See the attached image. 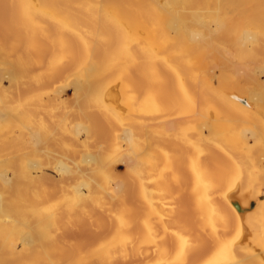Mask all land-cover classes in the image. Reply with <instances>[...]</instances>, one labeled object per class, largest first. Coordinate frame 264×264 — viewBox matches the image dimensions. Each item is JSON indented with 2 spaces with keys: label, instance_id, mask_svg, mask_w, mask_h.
Listing matches in <instances>:
<instances>
[{
  "label": "bare ground",
  "instance_id": "1",
  "mask_svg": "<svg viewBox=\"0 0 264 264\" xmlns=\"http://www.w3.org/2000/svg\"><path fill=\"white\" fill-rule=\"evenodd\" d=\"M49 54L52 61L38 73L42 56ZM98 58L107 62L105 86L110 89L101 87L94 95L87 69ZM161 67L167 75L159 74ZM144 72L153 76L151 82L140 80ZM44 73L48 77L40 81ZM234 74L239 79H230L233 84L213 87ZM261 77L264 0H0V264H59L64 261L56 254L79 248L106 252L107 239L93 251L88 240L113 211L102 213L103 219L77 221L78 214L91 215V177L117 165L135 177L145 157L131 156L130 148L144 142L154 156L152 141H166L164 136L173 140L156 146L171 164L159 168L161 163L149 155L153 164L148 166L159 162V167L152 166L145 177L138 174L134 188L142 189L145 220L177 224L163 226L157 237L141 244L159 250L176 240L180 264H264ZM121 85L128 88L117 93ZM38 90L40 98L27 97ZM68 91L74 98L67 103L62 96ZM189 97L198 109H188ZM95 99L106 108L93 110ZM29 110L36 116L41 111L61 116L35 117ZM222 113L230 118L222 121ZM182 130L190 137L183 147L178 141ZM107 140L120 145L122 155L104 152ZM176 151L186 159L175 157L176 163ZM13 159L16 173L7 163ZM148 184L157 190L149 198ZM180 208L193 212L177 219ZM50 227L59 232L49 235ZM105 231V226L98 228L100 235ZM69 235L81 241L68 240ZM62 240L66 243L60 245ZM197 240L205 244L193 247ZM161 252L157 264L179 263L176 254L167 261ZM106 258L102 264H108Z\"/></svg>",
  "mask_w": 264,
  "mask_h": 264
},
{
  "label": "rangeland",
  "instance_id": "2",
  "mask_svg": "<svg viewBox=\"0 0 264 264\" xmlns=\"http://www.w3.org/2000/svg\"><path fill=\"white\" fill-rule=\"evenodd\" d=\"M161 2L163 3L164 0H161ZM72 47L73 46L66 47L65 49L66 50H70ZM17 51H20V50H17ZM52 57H53V54H49V55H46V56H42V60H41L42 62L39 65V69L37 71L38 73H43L44 72L45 67L49 64V62L52 61ZM144 60H146V59H144ZM38 62H40V61H38ZM199 63H201L202 65L199 64ZM208 63L210 64V62H208ZM106 65H107V62L105 61V59L98 58L93 64H90V66L87 69V70H89V76H88V79L87 80L92 85V91H93V94L94 95L95 94L96 95H99V92H100L101 87L104 88V86H105V82L107 80L106 79V77H107V74H106ZM203 65H204V63H202V61H199L198 60V66L203 67ZM67 71L69 73L73 72V70H71V69H69ZM159 74L161 76H164L166 74V68L165 67H161L160 68V71H159ZM62 75H63V73L61 74L60 77H62ZM47 77H48L47 74H45V73L44 74H41L40 81L44 80ZM152 77L153 76L150 75V73L144 72V74L140 78V80H142L144 82H151L152 79H153ZM228 78L229 79L225 78V80H227V81H224V78H223L222 80L224 82L222 80L216 81L215 83L212 84L213 87H216L217 88L220 85L219 83H223V84H227V82L231 83L230 82V79H231V81L233 79V82H234V80H236L237 78L239 79V75H237V74H234L232 76L230 75V76H228ZM260 79H262L260 81L263 83L264 82V77H261ZM231 84H233V83H231ZM106 88L108 90L110 89V87H106ZM127 88H128L127 86H122L121 85V86H119L117 88L116 91H117V93H123L121 91L122 90L124 91ZM41 93H42L41 90H38V91H35L33 94H30L27 97H29V98L30 97L31 98L33 97V98L38 99V98L41 97ZM20 95H23V94H20ZM1 97H2V95H1ZM64 98L66 100L65 102H67V103H68V101H70V102H71V100L73 101V98H74L73 92L72 91H68L67 93H65L62 96V100L63 101H64ZM191 98L189 97V99H187L185 101V104H188L187 105L188 106V109L189 108L192 109L191 107L194 106L193 108H195V106H197V103L193 102L194 100H191ZM163 100L165 102L167 101L169 104H171V102H172L171 101L172 99L171 100H168L167 98H164ZM163 100H162V104L164 103ZM189 102H192V103H189ZM106 104L107 103H105L101 99H95V100H93L91 102V105L93 107V110L96 109V108L97 109H105L106 106H107ZM190 105H191V107H190ZM167 106H169V105L166 104V107ZM196 109H198V107H196L195 109H192V111L193 110H196ZM211 109L212 108H210V114L213 117H214V115L216 116L217 115V112L215 111L216 112L215 113V112H213L214 109H212V111H211ZM221 112L224 113L225 111H221ZM29 113L33 114L35 117H43V118H48V119H56V118H59L61 116V112H58L54 116H48L44 111H41L39 113L41 116H36L34 114L35 112L34 111H31V110H29ZM161 113L159 114L160 116L162 115ZM171 113L172 112L170 111V114ZM223 113H222V115H223ZM228 113H230V112H228ZM164 114H163V116L166 117V114L165 115ZM226 114H227V111L224 113V115H226ZM167 115H169V113ZM222 115H219L220 116L219 119H221L222 121H225V119H227L228 117L230 118V116H228V115H227L228 117L227 116L225 117L224 115L223 116ZM229 115H232L233 116V114H229ZM95 125L96 124L92 123V127H93V130L94 131L97 130V127ZM183 132H185V133L182 134ZM179 133H181L183 135V138L180 137L181 139L177 138V140L179 139L178 141L182 144V147H183L184 146L183 144H185L186 141H187V139H190V137H189V134H188L187 130H185V131L182 130V132L179 131ZM235 133L236 132H234V134ZM181 134H180V136H181ZM154 136H157V135H154ZM154 136H152L153 139L156 138ZM162 136H164V135H162ZM162 136L159 135L158 137L163 138ZM184 136H185V138H184ZM166 137H167V140H170V139L173 140L172 138H170L168 136H164V139L163 140H165ZM176 137H178V134H177ZM173 138H175V136H173ZM181 140H183V141H181ZM110 141L111 140H107L105 142L104 152H107L108 155H114V154H116V155H118V154L119 155H122L121 154L122 153V149L120 148V145L115 144L114 141H111V142ZM166 141H163L164 142L163 143V142H160V140H159V142L157 140L156 141L153 140L152 143L153 144H156V145H157V143H161V144L163 143V144H165ZM143 143H141L138 146H134V147L130 148L129 152H130L131 156H133V157H137V158H139V157L141 158L142 156L145 157L144 158L145 161L143 160L144 161L143 162V165H145V168H143V165H142V169L141 170H138L139 173H135L134 174L135 177H133V174L130 173L129 171H127L125 169L126 168L125 165H117L109 173L107 172V173H103V175H94L93 177H91V181H90V183H91V189L90 190H91V193L94 194V196H95V200H94L95 202L91 204V206H90V208L88 210V212L91 213V215L90 216H87L88 215L87 213H83V215L82 214H78L77 215V217H78L77 218L78 219L77 221L80 224H84L85 221H88V220H91L92 221L93 219H96L97 217H99V219H101L102 218L101 217V214L102 213H106L108 215L109 212L107 210H111V211L114 212V213L112 212L111 214L108 215L109 219L107 217H103L104 219L102 218L103 219L102 221L104 223L101 222L100 226L98 225L99 227H102V226H105L106 227V231L104 232V235H100L98 233V228L99 227H97L96 230H95V232L97 231V233L95 235H93L88 240V245H89V247H92V251H93V250H95L96 246H98L100 240L102 242V241H105L107 239L106 241H108V243H110V245L108 247V250L106 252H102V254H101V252L88 253L89 251H88L87 248H79V249L74 250L73 252H71L72 250L69 249L70 250L69 253L68 252H64L65 254H63V255H60V254H56L55 255V256H60V258L63 259V261H64V262L59 263V264H68V261H70V260H72V261L74 260L73 262H76V264H79V262H85L87 260H90V261L93 260V261H91V263L93 262L92 264H102L101 262L103 260L102 258H103V255L104 254H105V258L108 256L106 258L107 261H108V264H110V261L112 259L113 260L111 261V264H138V263L139 264H157V260H160V259H157V257L160 255L159 253L161 251H163V252H161V254H163L164 252H166V253H164L166 255L165 258L168 255V257L166 258L167 261L168 260H171L172 257L175 256L173 254H176L177 255L176 262L177 263L179 262L178 264L181 263V259L182 258H180V256H182V253L180 254L179 253L180 251H176V249H175V246L177 245V244H175L177 242L176 240H173V242H170L165 248L159 249V250H157L158 249L157 247H152L153 250L150 247L151 250H152L151 251L148 247H147L148 248L147 249L146 247H144V245H142L144 240H149L150 238L157 237L163 231L164 227L165 228H167V227L173 228V227H175V224H177V223H175V224L172 225L170 223L168 224L167 222L164 223L165 225L164 224H161V223L158 224V223L152 221L153 219L152 220H145V216L146 215H144V214H141L140 215L141 212H145V209L142 206L143 204L140 203V201L142 200V199L140 200V198H143V197H141V196L139 197V195H140L139 193L142 192V189L134 188V184H135L134 181H136V179H134V178H137V175L138 174H139V177L140 178H142L143 176L145 177L148 172L150 173L149 170L152 169V166L154 167L155 164L158 165L159 162L161 163L160 164L161 166L166 163V165H164L165 167H161V166L159 167V166H157L159 168L169 167V163H170V161H169L170 158L168 159V158L165 157V159H164V156L162 157V155L158 153V150L157 149H159V148H157V146L159 144L157 146L154 145V150L153 151H155V152H152V154L154 153L155 154L154 155L155 157H156V155L158 156V157L155 158L154 156L150 155L151 152L150 153H148V151L146 152L147 148L145 149V146L146 145H144ZM153 144H152V147H153ZM160 145H159V147H160ZM185 146H186V144H185ZM241 151H242L241 153L244 154V156H245L246 155V152H247V148L246 147H243ZM92 153L94 155H96L97 150H95V149L92 150ZM174 153L176 154V156H173V158L175 159V162L176 161L177 162H180V160L179 159H178L179 161L176 160L175 157H177V158H179V157L182 158L183 156H184V158L187 157L185 154L182 155V157H181L180 156L181 155V152H179V151H176ZM178 153H180V154H178ZM172 155L173 154H170L169 156L172 157ZM147 157L151 159V160L149 159L150 161H159V162L154 163V165H152L151 168H150L148 165H151L153 163L151 162V164H148L150 162H148V158ZM165 160H167V161H165ZM12 161H14V159ZM171 162H172V160H171ZM7 163L11 166V169L13 170L12 171L13 173H16L18 171V168H17V165H18L17 163L18 162H16V161H14V162L9 161ZM156 165H155L154 169L157 168ZM48 173H49V175H51V177L55 176V174L52 173L51 171H48ZM96 174H98V173H96ZM99 174H102V173H99ZM129 174H131L132 176L129 175ZM18 179L19 178L14 179V184L17 182ZM123 179L125 181H123ZM127 181L130 182V183H127ZM118 183H119V186H117ZM126 184H129V185H126ZM103 188L105 189L104 192L101 191ZM97 189H98V191H96ZM145 189H146L145 195L147 196V198H149L148 196H151L152 197L154 195V193H156V191H157L156 188H155V186H153L152 184H148V186ZM100 192H101V194H100ZM110 204H111V206H110ZM141 207L144 209L143 211H141V209H142ZM113 208H115V210H113ZM180 209L182 210V212L180 211ZM180 209L177 210L178 212L175 211V212H177V213H175L177 219H179L178 216H180V217L181 216H184V215L185 216H190V214L193 212L191 210V211H189L190 214H188V211L186 213V212L183 211L182 208H180ZM178 213H180V214H178ZM183 213H185V214H183ZM194 213L191 215V218H195L194 217ZM114 214H115V216H114ZM174 219H175V216H174ZM193 220L194 219L191 220V223H192L191 225L192 226L194 225V221ZM62 223L63 222H61V221L60 222H57V223L54 224V226L60 225ZM170 226H172V227H170ZM50 228H51V230H50ZM50 228L48 229L49 230L48 231V234L51 232L52 234L51 233L49 234L51 236H53V235H55L56 233L59 232L58 231V228H54V227H50ZM121 231L123 232V234H122ZM120 232H121V235H120ZM157 232L158 233L160 232V233L158 235L157 234L155 235V233H157ZM70 234H74V233H70ZM116 235H117V238L115 237ZM68 238H69L68 240H72L74 238V236L72 238V235H69ZM73 240L74 241H79V240L81 241V237L75 235V238ZM66 241H67V239H66ZM66 241L65 240L64 241L63 240L60 241V245H63L64 243H66ZM120 241H122V242H120ZM197 241H198V243L196 241H194L197 244H195L194 242H192L193 243L192 244L193 247L200 246L201 244H199V242L205 244L202 240H197ZM116 243H117V245H119V247H116L117 246ZM126 243L128 244V247H126L127 246ZM116 248H118V249H116ZM122 248H124V249H122ZM127 249H129V250H127ZM148 250H150L151 252L150 251L149 252L152 253V254H150V253L148 254V252H147ZM174 250H175V252H174ZM201 250L202 249H199L198 252H200ZM108 251L111 252L112 254L109 253ZM145 251H146V253H145ZM98 253H99V256H98ZM112 255H114L116 258H114ZM185 257H187V258L188 257H191V254H190V256L189 255L188 256L186 255ZM187 258H186L185 261H190V259L188 260ZM66 259H68V260H66ZM128 259H130V260H128ZM195 259H196V257H193L191 262H194ZM117 261H118V263H117ZM125 261L126 262L128 261V262L126 263ZM158 262H160V261H158ZM185 264H187V262ZM191 264H194V263H191Z\"/></svg>",
  "mask_w": 264,
  "mask_h": 264
}]
</instances>
